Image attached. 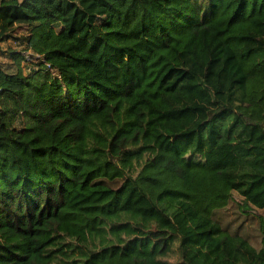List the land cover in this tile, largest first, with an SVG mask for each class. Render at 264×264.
Returning a JSON list of instances; mask_svg holds the SVG:
<instances>
[{"label": "trees", "instance_id": "16d2710c", "mask_svg": "<svg viewBox=\"0 0 264 264\" xmlns=\"http://www.w3.org/2000/svg\"><path fill=\"white\" fill-rule=\"evenodd\" d=\"M11 40L0 264H264L215 218L264 210V0H0Z\"/></svg>", "mask_w": 264, "mask_h": 264}, {"label": "rangeland", "instance_id": "374dc122", "mask_svg": "<svg viewBox=\"0 0 264 264\" xmlns=\"http://www.w3.org/2000/svg\"><path fill=\"white\" fill-rule=\"evenodd\" d=\"M19 34L24 33L19 31ZM11 49L20 50L18 42L14 40L5 43L0 42V63L5 67L10 66L15 61L9 53ZM37 58L26 56L25 59L21 60V68L25 75L30 73L31 67L28 63L37 60ZM239 202L240 200L235 203L230 202L227 208L215 213V218L232 233L238 232L241 236L249 238L252 245L260 249L264 240V210H259L257 215L248 216L242 213V209L238 205Z\"/></svg>", "mask_w": 264, "mask_h": 264}, {"label": "built area", "instance_id": "2783aa9c", "mask_svg": "<svg viewBox=\"0 0 264 264\" xmlns=\"http://www.w3.org/2000/svg\"><path fill=\"white\" fill-rule=\"evenodd\" d=\"M0 95H1V89H0Z\"/></svg>", "mask_w": 264, "mask_h": 264}]
</instances>
